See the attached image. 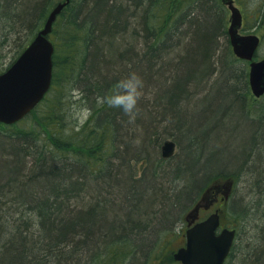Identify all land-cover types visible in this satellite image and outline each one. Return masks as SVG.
Here are the masks:
<instances>
[{"label":"trees","instance_id":"16d2710c","mask_svg":"<svg viewBox=\"0 0 264 264\" xmlns=\"http://www.w3.org/2000/svg\"><path fill=\"white\" fill-rule=\"evenodd\" d=\"M63 1L0 0L8 37L24 34L13 61ZM225 17L222 0H69L49 35V91L20 122L0 123V264H147L210 174L204 187L238 174L264 188V119L247 117L248 69L228 61ZM133 72L145 98L129 124L97 97ZM155 138L182 153L160 159ZM256 236L240 264H264Z\"/></svg>","mask_w":264,"mask_h":264},{"label":"water","instance_id":"95a60500","mask_svg":"<svg viewBox=\"0 0 264 264\" xmlns=\"http://www.w3.org/2000/svg\"><path fill=\"white\" fill-rule=\"evenodd\" d=\"M69 0L58 3L48 14L43 28L20 54L16 61L0 74V123L11 125L22 120L43 99L51 86L53 45L48 36L52 25ZM231 12L228 36L233 53L240 59L251 61L259 44L255 35L238 34L242 17L233 6L232 0H223ZM249 85L254 96L264 93V59L249 65ZM175 151L171 140L161 146V156L170 158ZM232 182L215 185L214 189H224L227 197ZM197 207L194 213H197ZM219 225L217 212L205 221L195 224L186 232L185 247L173 255L182 264H223L228 255L234 231L223 230L218 236L215 230Z\"/></svg>","mask_w":264,"mask_h":264},{"label":"rangeland","instance_id":"374dc122","mask_svg":"<svg viewBox=\"0 0 264 264\" xmlns=\"http://www.w3.org/2000/svg\"><path fill=\"white\" fill-rule=\"evenodd\" d=\"M234 4L240 9L244 16V27L243 30H241V34H255L257 36H260L261 43L256 51V58H263L264 57V13L261 12L260 17V23L252 25V20L255 15H258L264 8V0H233ZM54 5V4H53ZM51 5V6H53ZM226 9V28L227 24L229 23V10L228 7L225 6V3L223 4ZM227 5V4H226ZM184 5L182 4V7ZM2 10L0 8V17L2 15ZM259 12V13H258ZM258 21V22H259ZM6 23L0 18V69L4 70L6 67H8L11 62L14 59V56L17 53V48L19 46V40L24 34H21L19 39L14 41L12 37H8L7 35V26ZM225 56V55H224ZM231 56L230 59H232ZM233 60V59H232ZM226 62V58H225ZM247 63V62H246ZM244 64L242 61L234 62L236 64V68H248V63ZM226 66L231 68L230 64L225 63ZM240 66V67H239ZM248 105L245 106V110L247 113V117L255 119V120H263L264 119V96L261 97L258 100H249L248 99ZM226 104V102L221 103ZM83 118L85 114H82ZM231 126V123L228 127ZM227 127V126H226ZM222 130L218 131V143L215 146V149L211 152L210 161H217L216 166L218 167L222 157H223V136L228 137L225 132L224 134L221 133ZM228 131V130H226ZM241 132V133H240ZM238 136L236 139L240 140L239 142H242L243 144L248 142V139L250 138V132H242L241 130L237 132ZM168 139V138H167ZM167 139H161L157 141V148L158 154L160 155L161 145L163 144V141ZM153 142H156V141ZM174 140V139H173ZM175 142V141H174ZM182 153V148L180 144H177L175 142V151L171 159H174L178 157ZM149 164L146 165V160L141 159L135 162V168L138 173H142L144 169L147 168ZM222 167V166H221ZM218 168L219 170L222 168ZM216 170V169H215ZM217 170V172L219 171ZM213 172V171H212ZM217 174V173H216ZM243 174V173H242ZM212 174L208 176V178L204 181V183L200 185H204L208 179L210 178ZM220 176H225L226 174L219 173ZM215 177L212 176V178ZM226 177H221L218 180L224 181ZM248 177H241L237 174L233 178L234 180V188L233 191L228 199L227 202L223 203L221 206V218H222V225L229 228H236L237 232L239 233V239L238 242L236 240V245L232 253L230 254V257L226 260L225 264H240V259L244 257L245 251L242 249L245 246V240L247 242H250L251 236L257 235L260 236L264 233V188L255 185L254 191L252 190V187H250L245 180H247ZM245 179V180H244ZM201 186H199L196 190L198 191ZM249 188V189H248ZM250 190V191H249ZM200 192V191H199ZM199 195V194H198ZM198 195L193 200V196L190 202H186L182 206V211L177 214V218L174 220V222L166 227L163 228L161 231L163 233L161 235H158L156 238L155 248H151L152 257L148 260L147 264H174V262H171L169 259L170 253L176 251L180 246L183 244L184 240V229L186 227L185 223L189 220H191V216L193 215V212H191L192 206L199 201ZM189 201V200H188ZM205 201H202L200 205H204ZM207 202V201H206ZM237 204H241V208L237 207ZM241 216V223L237 222L236 220ZM247 219V220H246ZM240 221V220H239ZM240 223V224H239ZM243 223V224H242ZM241 236V237H240ZM256 236V237H257ZM241 242H239V240ZM255 242V241H254ZM252 243V242H251ZM152 245V246H153ZM153 246V247H154ZM249 246H253L249 244ZM248 246V247H249ZM253 248V247H252ZM93 263V262H92ZM93 264H96L95 262Z\"/></svg>","mask_w":264,"mask_h":264},{"label":"clouds","instance_id":"9594fccd","mask_svg":"<svg viewBox=\"0 0 264 264\" xmlns=\"http://www.w3.org/2000/svg\"><path fill=\"white\" fill-rule=\"evenodd\" d=\"M144 98V81L133 72L118 80L110 93L97 97V104L120 110L128 118L127 122L134 124L140 113L139 103Z\"/></svg>","mask_w":264,"mask_h":264},{"label":"flooded vegetation","instance_id":"af4514ba","mask_svg":"<svg viewBox=\"0 0 264 264\" xmlns=\"http://www.w3.org/2000/svg\"><path fill=\"white\" fill-rule=\"evenodd\" d=\"M202 198V194L199 195L198 199ZM200 201V200H199ZM225 200H222L221 190H216L213 192L212 199H210L207 204L204 206V208H200L198 212V221L205 219L208 215H210L215 210H220V206H222L223 203H225ZM198 202H196L194 205H196ZM193 205V206H194ZM186 227H188V223H185ZM220 228H224V226L220 222Z\"/></svg>","mask_w":264,"mask_h":264},{"label":"bare ground","instance_id":"6f19581e","mask_svg":"<svg viewBox=\"0 0 264 264\" xmlns=\"http://www.w3.org/2000/svg\"><path fill=\"white\" fill-rule=\"evenodd\" d=\"M169 140H171V141H173L174 142V140L172 139V138H168ZM175 143V142H174ZM159 158L160 159H162V160H164L163 159V157L161 156V150H160V155H159ZM232 175V177L234 176V174H231ZM236 175V174H235ZM207 183V182H206ZM205 183V184H206ZM207 188V186H205L204 187V185H202L201 187H200V189L195 193V195L193 196V200L195 199V197L199 194H201L203 191H204V189H206ZM200 191V192H199ZM199 195H198V197H199ZM236 216H238L239 217V215H236ZM241 217V216H240ZM240 223H241V220L239 221ZM239 223V224H240ZM243 224V223H242ZM239 239V238H238ZM238 241V240H237ZM249 244H251V241L250 242H247L246 240H245V246H247V245H249Z\"/></svg>","mask_w":264,"mask_h":264}]
</instances>
